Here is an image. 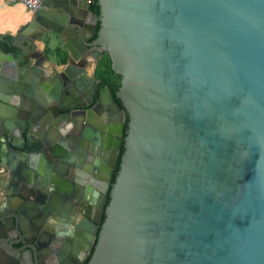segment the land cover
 Masks as SVG:
<instances>
[{"label":"water","instance_id":"1","mask_svg":"<svg viewBox=\"0 0 264 264\" xmlns=\"http://www.w3.org/2000/svg\"><path fill=\"white\" fill-rule=\"evenodd\" d=\"M31 18L0 35V264H79L92 242L84 264H264V0H41ZM43 34L67 79L28 101ZM104 52L113 99L81 76Z\"/></svg>","mask_w":264,"mask_h":264},{"label":"crops","instance_id":"2","mask_svg":"<svg viewBox=\"0 0 264 264\" xmlns=\"http://www.w3.org/2000/svg\"><path fill=\"white\" fill-rule=\"evenodd\" d=\"M32 11L26 8L24 5L20 3H10L7 2V0H0V35H9V36H15L18 33L21 32L23 28L28 25L30 20H32ZM36 32L34 29L27 32L26 36L27 38L35 37ZM34 50H32L29 54V60L28 64H25V67L23 68V81H20L22 84L26 85V88H32L34 87L33 91L26 94L24 93V96L26 100H30L33 98V96H37V94H42L46 96L44 92L37 91L36 89L38 86H52L55 76L54 72L60 75L63 73L64 69V62L66 59L67 52L65 49H60V51L57 53L55 48V41L51 40L47 44H44L43 40L37 39L34 40ZM47 49V50H46ZM53 56H55L53 58ZM63 56V60H61V57ZM90 56H85V65L84 70L82 73V81L86 84L91 80H96L92 75L93 68H88V61H90ZM74 62H76L75 59H73ZM1 64H5V61H1ZM18 65V64H17ZM16 65V68H17ZM19 66V65H18ZM76 66V65H75ZM91 72V74H90ZM38 76V77H37ZM25 80V81H24ZM19 81V80H18ZM72 83V82H71ZM6 83L1 84L2 86L0 88V93L3 91V87ZM77 92H75L76 94ZM80 93V92H79ZM74 94V95H75ZM97 118L101 116V114L97 113ZM102 118V117H101ZM75 119L78 120L77 125L75 124ZM103 120L101 119V124H103ZM72 132L82 124V117L81 115H76L73 117V121L71 123ZM46 129V128H44ZM74 129V130H73ZM70 132V131H69ZM74 134L76 135L77 132L74 131ZM81 176V175H80ZM80 176L78 178H74V183H77V185H82L88 179L89 181H92V178L90 176L84 175L81 176V180H79ZM74 183L72 185H74ZM71 187V186H70ZM98 188V187H97ZM49 189H51L49 187ZM56 209V208H55ZM78 219V217L76 218ZM77 220H75L74 223H76ZM49 223H52L51 220H49ZM74 224H70L69 226L73 229ZM68 253V252H67ZM70 254V252H69Z\"/></svg>","mask_w":264,"mask_h":264},{"label":"bare ground","instance_id":"3","mask_svg":"<svg viewBox=\"0 0 264 264\" xmlns=\"http://www.w3.org/2000/svg\"><path fill=\"white\" fill-rule=\"evenodd\" d=\"M73 59H75L76 62H74ZM83 59H84V52H80V49L77 48L76 50H74V52L71 55V61L73 63L70 64V65L72 67H76L75 65H77V63L81 62ZM70 73L72 74L73 71H70ZM62 78H63V80H66L67 79V77H66L65 74H62ZM72 87L66 89V91H67V93L69 95L75 94V92H76V88L74 86H72ZM101 101L102 102H105L103 97L101 98ZM98 109L103 110L104 109V105L102 103H99L98 106L94 110H90L89 112H86L84 115H81L82 121H87L91 125H94L96 127H100V125H101V119L102 118H101V116H99L97 118V115L96 114L98 112ZM74 121H75V124L77 125L78 120L75 119ZM58 123L60 124V127L59 128H61V129L64 128L66 126V124H67V122L65 120L64 121L62 120V121H60ZM75 128H76V126H75ZM74 131H76V129ZM52 135L54 136V134H52ZM52 146H53V144H52ZM55 150H60L61 151L62 150V146L55 147ZM72 170H73V172H77L79 174L78 176L81 175L83 177L84 175H86V173L84 171H82V170L80 171V169L72 168ZM68 171H69V174L72 173L69 176V180H71V179L74 178V175H73V172L71 171V169H69ZM78 176H76V178H78ZM81 176H80L79 180H81ZM65 230H67V234H73V231H72L73 229L69 225L67 226V228Z\"/></svg>","mask_w":264,"mask_h":264},{"label":"trees","instance_id":"4","mask_svg":"<svg viewBox=\"0 0 264 264\" xmlns=\"http://www.w3.org/2000/svg\"><path fill=\"white\" fill-rule=\"evenodd\" d=\"M92 2H89V3H92ZM54 50L57 53L60 51V49L57 48V47H55ZM63 59L64 58L62 56L61 60H63ZM92 75L97 81V87H99V86L108 87L110 96L112 98V93H111L110 87L112 86V84H115L117 86L119 85L120 76L119 75H115L111 71L110 65H109L108 56H107V52L100 53L99 56L97 57V59L95 60V63H94V66H93V70H92ZM111 176H112V174H111ZM107 189H108V186L106 188V194H107ZM84 262H85V260L83 261L82 264H84Z\"/></svg>","mask_w":264,"mask_h":264},{"label":"flooded vegetation","instance_id":"5","mask_svg":"<svg viewBox=\"0 0 264 264\" xmlns=\"http://www.w3.org/2000/svg\"><path fill=\"white\" fill-rule=\"evenodd\" d=\"M97 59V58H96ZM95 59V60H96ZM95 63V62H94ZM96 81V80H95ZM71 83V82H70ZM73 85H71V84H69V87L68 88H71ZM96 87H97V84H96ZM100 87H102V86H99V87H97V88H100ZM73 88V87H72ZM94 102V101H93ZM114 170V169H113ZM113 172V171H112ZM85 174V173H84ZM87 176H89V175H87ZM111 177V176H110ZM98 228V227H97ZM68 235H70V234H68ZM72 235V234H71ZM92 244H93V242L90 244V246H89V249H88V251L81 257V260H80V262H78L79 264H82L83 263V261L85 260V258H86V256L88 255V253H89V251H90V249H91V246H92ZM22 245V243L20 242V243H17V244H14V247H19V246H21ZM2 250H4L3 248H2ZM7 250V249H6ZM6 250H4V251H6ZM7 252V256L8 257H11V259L13 260V259H15V260H17L18 262H22V264H32L31 263V260H30V257H29V253H28V251L26 250V248H23V249H21L20 250V254H18V255H16V252H12V253H10V251H6ZM55 261H50V259L48 260V263L49 264H51V263H54Z\"/></svg>","mask_w":264,"mask_h":264},{"label":"built area","instance_id":"6","mask_svg":"<svg viewBox=\"0 0 264 264\" xmlns=\"http://www.w3.org/2000/svg\"><path fill=\"white\" fill-rule=\"evenodd\" d=\"M10 3H20L31 11L37 10L40 7L41 0H7Z\"/></svg>","mask_w":264,"mask_h":264},{"label":"rangeland","instance_id":"7","mask_svg":"<svg viewBox=\"0 0 264 264\" xmlns=\"http://www.w3.org/2000/svg\"><path fill=\"white\" fill-rule=\"evenodd\" d=\"M41 40H43V42L44 41H46L47 39V34H43L41 37ZM39 38V39H40ZM50 42V41H49ZM44 44H47V43H44ZM55 47H57V48H59V49H63V46H62V43H61V41H60V39H56V41H55ZM55 56H53V58H54ZM94 62H95V59H90V61H88V63H90L89 65H88V68L87 69H89L90 70V68H93V66H94ZM90 74H91V72H90Z\"/></svg>","mask_w":264,"mask_h":264}]
</instances>
